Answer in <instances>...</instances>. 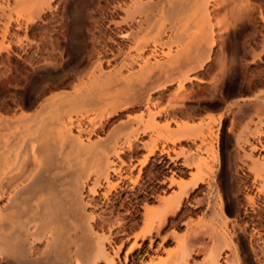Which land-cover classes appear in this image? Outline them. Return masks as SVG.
Returning <instances> with one entry per match:
<instances>
[{
    "label": "rangeland",
    "instance_id": "374dc122",
    "mask_svg": "<svg viewBox=\"0 0 264 264\" xmlns=\"http://www.w3.org/2000/svg\"><path fill=\"white\" fill-rule=\"evenodd\" d=\"M169 1L0 0V115L12 123L3 125L5 129L0 130V135L20 131L26 125L27 119L33 120L35 117L48 115V109L41 110L40 105L51 96L73 91L78 84L76 71H91L100 52L110 56L108 49L122 50L119 59L131 61L143 51L149 53V49L154 46L159 47L162 54L169 48L175 51L180 46L190 49L197 45L205 47L207 58L200 63V68L191 71L188 67L183 68V72L186 69L183 90L178 88V79L165 82L164 74L161 79L152 80L153 86L159 84L161 86L151 91L155 102L150 109L143 105H133L111 117L104 127L96 128L91 134H83L81 139L85 143L89 142V139L91 141L100 139L102 142L111 140L124 142L131 139L136 142L133 151L125 149V153L122 154V159L126 162L122 173L127 178L123 183L120 182V187L113 189L107 185L101 186L95 196L89 193L86 187L85 194L87 200L89 198L94 205L89 210L109 220L103 231L99 221L101 219H98L96 229L101 237L106 236L104 240L106 248L113 254L117 251L120 239L125 240L129 237L131 241L132 236L141 234L146 229L143 220V206L146 201L143 195L139 197L140 202L136 207L138 210L134 221L136 227H131L132 231L124 235L117 232L116 225L114 227V223L123 217V214L126 215L125 209L131 205L132 185L137 190L145 187L154 191L153 197L148 201V207L154 211L153 213H158L165 208L163 205L160 206L158 198L165 197V190L167 195L168 192L170 195L175 189L178 190L177 184L168 188L169 182L165 183V177L172 176L176 183L188 184L202 178L198 181V187L186 198L183 207L178 211V217L171 218L175 223L165 229L164 222L159 234L155 235L159 236L155 238L156 243L163 242L160 253L165 258L176 248L173 237H170L172 240L166 245L165 240L161 241L162 238L165 239V235L189 236L188 242L190 241L191 246L193 244L194 258L199 263L203 258V252L198 253V250L210 244L211 236L209 227L203 225L204 221H214L212 213L209 212V215L205 216L203 201L209 192V183L213 182L222 188L221 195L227 216L231 219L239 216L242 226L247 228L245 232L241 231L242 234L233 235L241 264H259L250 243L251 241L253 243L252 237H256L255 229L260 227L262 234L254 237L253 244L256 246V239L263 237L259 242L264 246V193L257 194L256 187L259 186L260 180L255 174L263 171V166H259V162L264 157V150L252 149L253 146L259 147L264 143V0H249L247 3L250 5V11L246 17V25L241 29L232 30L231 37L225 39L219 36L220 28L215 27L214 16H210L209 19L197 16L196 13L195 16L192 7H188L189 10L186 9L181 16H176L178 22L174 15L172 19L171 15L165 13V6L170 5ZM195 17L197 23L190 24L191 27L184 36L186 38L183 37L185 41L182 40L184 43L173 41L179 34L177 27L180 25L177 24ZM235 44L238 47L237 52L234 51ZM106 49L108 54L105 52ZM231 53L233 56L236 54L235 63L231 73L224 74L223 78L218 65L223 56L228 55L230 58ZM71 62L77 65V68L69 71L67 65ZM218 76H222L224 82L219 80ZM117 89L111 96L121 94V90ZM182 101L185 103L180 106L179 103ZM99 107L85 106L81 109L75 107V111L72 108L70 112L73 116L86 113L83 127L90 130L104 118V115L99 113L104 107H100L102 109ZM151 113L156 114L154 122ZM172 117L185 127L180 130L177 123L172 121L171 130L167 129L165 125ZM30 120L28 126L34 123ZM11 125L16 127L10 128ZM5 135L3 138L9 139L7 138L9 135ZM172 138L178 140L176 145L170 141ZM154 143H158L160 147L164 144L165 147H175L181 153L173 162L166 154L161 159L160 151L157 150L156 154L150 156L149 161L142 165L141 162L145 160L150 148L143 144ZM98 150L104 151L102 147ZM18 167L5 170L3 174L1 187L5 190L10 189L7 199L2 201L4 206L13 202L10 197L13 199L17 189L28 183L36 173L34 167L27 169L20 168L21 165ZM85 168L83 181L87 179L92 181L97 176V168L88 164ZM113 178V182H118V176L113 175ZM9 180L16 183L7 185ZM89 183L91 184L88 182L87 185H90ZM66 187L68 185L64 188ZM247 191L256 196L258 213L253 212L248 206L245 197ZM111 223L114 227L112 233L109 231ZM189 225L191 227L194 225V229L195 226H199L196 228L199 232L187 233ZM50 232L43 233L37 241L38 250L35 249L36 251L32 253L33 257L36 255L34 258L43 259L41 261L44 264L46 261L53 264L52 262L59 259L61 242L59 243L60 239H57L58 242L54 240ZM148 243L149 241L145 245ZM81 247L83 249L84 245ZM77 249L79 247L76 244L70 245V251L74 252ZM84 249L81 254L78 252V257L79 254L82 256L87 253L86 247ZM125 251L126 248L120 251L121 257ZM149 260L148 256L138 258L136 264ZM100 264L106 262L100 261Z\"/></svg>",
    "mask_w": 264,
    "mask_h": 264
},
{
    "label": "bare ground",
    "instance_id": "6f19581e",
    "mask_svg": "<svg viewBox=\"0 0 264 264\" xmlns=\"http://www.w3.org/2000/svg\"><path fill=\"white\" fill-rule=\"evenodd\" d=\"M248 1L170 0V5L165 6V13L171 15L172 18L173 15L175 17L177 15L181 16L182 13L189 10L188 7H192L194 14L196 13L197 16L207 19L210 16H214L216 18L214 25L220 28L219 36L225 39L226 37H231L232 30L241 29L246 25V17L250 11ZM141 12L138 11V13ZM176 18L178 22V17ZM189 19L177 24L180 27H177L179 32V34L176 33L178 35L177 39L173 40L176 43H184L182 40H184L183 37L186 35L189 27H191L190 24L196 21V17L195 19ZM237 48L235 44L234 51L237 52ZM149 50V53L143 51L137 58L131 61L119 59L122 56V50L115 51L108 49L110 56L103 55L100 52L92 65L93 67L91 66V71H76L78 84L75 85L73 91H66L51 96L40 105L41 110L43 108L48 109V115L45 117H35L33 120L27 119L34 122L30 126L27 125L28 121L25 118L24 121H27V123L20 131H11L10 134H7L9 136L4 134L9 139H4V135H0V264H44L41 261L43 259L34 258L36 255L33 257L32 253L38 248L37 241L46 231H51L52 238L56 241L60 239L59 243L61 242L60 244L58 243L60 248V252H58L59 259L55 262L51 261L53 264H100V261H105L106 264H136L138 263V258L142 259L146 256L150 257V260L142 264H241L238 248L233 242V235L240 234L241 231L245 232L247 228L243 227L244 225L242 226L239 216H235L233 219L227 216L221 195L222 188L213 182H208L210 184L209 192L206 195L204 194L203 200L205 203V216H208L209 212L212 213L214 221H204L203 224L205 227H209L211 230L209 234L211 236H209L210 244L204 245V247H200L198 250V253L203 252L201 262L198 263L194 258L193 252L195 250L193 249V244L191 246L190 241L188 242L189 236H178L177 234H172L173 236L165 235V239L162 238L161 241L165 240L166 245L173 237L176 241V248L169 252L166 258L160 253L163 242L156 243L155 238L159 236L155 235L159 234L164 222L165 229L168 225L175 223L174 219L172 220L171 218L178 217V211L183 207V203L187 200L186 198L189 197L193 189L198 187V181L202 178L199 180L197 178V181L188 184L176 183V179L172 176L165 177V183L169 182L168 188L177 184L178 190L175 189L170 195L169 192L167 195V191L165 190V197L161 196L158 198L159 203H161L160 206L163 205L165 207L163 211L158 212L159 214L153 213L154 211L148 207V201L153 197L154 191L145 187L137 190L132 185L130 189L132 192L131 205L129 204L130 207L125 209L126 215L123 214V217L119 216L120 218L114 223V227L116 225L117 232L122 235L132 231L130 229H133L131 227L135 226L134 224L136 223L134 221L135 214L138 212L136 207L140 202L139 197L143 195L146 201L143 206V220L146 229L143 233L132 236L131 241H129V237L125 240L120 239L117 251L113 254L112 251L110 252L106 248L104 242L106 236L101 237L96 229L97 224H99L97 223L98 219H101L99 221L101 230L103 231L106 229V223L109 224V220L101 218L100 215L97 216L92 210H89L94 205L93 202L89 201V198L88 200L86 198V187L88 192L93 196L99 193L98 188L101 186L107 185L109 188L113 187V189L120 187V182L123 183L125 178H127L122 173L123 166L126 165V162L122 159V154L125 153V149L133 151L136 142L131 139H126L124 142L112 140L102 142L100 139L95 141L89 139V142L85 143L81 139L83 134H91L96 131V128L104 127L111 117L120 114L121 111L123 112V110L133 105H143L147 109H150V106L155 102V99L151 96V91L161 86L160 84L153 86L152 80H159L164 74L165 82L178 79V88L179 90H183L186 79L184 75L186 69L183 72V68L188 67L189 71L196 70L200 66V63H203V59L207 58L205 47L199 45L193 46L191 49L186 46H180L175 51L169 48L168 51H165V54H162L161 49L157 46ZM207 52L209 53V51ZM235 53L234 56L231 53L232 56L230 54V58L227 57L228 55L223 56L220 64L218 62L219 72L223 74V78H225L224 74L231 73L235 63L234 57L237 54ZM76 68L77 65L72 62L67 65V70L69 71ZM219 72L217 73L218 75H220ZM221 77H219V80H222ZM222 82L224 81L222 80ZM116 89L118 91L121 90V94L111 96V93L114 90L116 91ZM184 103L182 101L179 105L182 106ZM85 106H90V108H95V106L97 108L98 106L104 107L103 109L99 107L102 109L99 113H101L100 115H104V118L90 130L83 127L86 113L85 115L73 116L70 112L72 108L75 111V107L81 109V107ZM155 118L156 114L151 113L153 122L156 120ZM172 121L177 123L180 130L185 127V125L179 124L172 117L165 125L167 129L171 130ZM8 124L12 123H9L8 119L0 115V130H3V125ZM12 127L16 126L11 125L10 128ZM170 141L174 145L178 142L177 139L173 138ZM143 145L150 148L144 158L145 160L141 162L142 165H145L149 161L150 156L155 155L157 150L160 151L161 159L166 154L173 162L176 161L181 153L175 147H165L166 144L162 145V147L158 143ZM99 147H102L104 151L100 152L98 150ZM253 147L252 149L260 148L264 150V143H261L259 147ZM116 159H118L120 164L116 162ZM261 160L258 162L260 163L259 166H263V168L261 167L263 171L255 173L257 174L256 178L260 180L259 186L256 187L257 194L260 195L264 193V157ZM87 164L91 165V167L92 165L95 166L98 170L97 176L92 181L89 179L83 181L82 179ZM19 165H21L20 168L23 167L24 169L34 167L36 173H34L28 183L26 182L23 187L17 189L13 199L10 197V200L13 202L11 204L9 202V205L4 206L2 201L5 198L7 199L10 189L5 190L1 187L3 184V174L5 170L8 171L15 167L19 168ZM113 175L118 176V182H113ZM7 182V185L10 186L16 183L11 180ZM88 182H91V184L87 185ZM66 185L68 187L64 188ZM92 195L90 198H92ZM105 196L108 199V194ZM245 197L248 206L251 207L253 212H257L256 196L249 194L247 191ZM246 210L248 211V209ZM192 222H188V224ZM245 224L247 225L248 223ZM112 226L111 223V227L109 228L110 233L114 231L112 230L114 229ZM192 226L189 225L187 233L199 232L197 230L199 226H195L197 229H194V225ZM259 228L255 229L256 237L262 234ZM254 237H252L253 243L256 238ZM262 238L256 239V246H254L252 241L250 243L252 252L259 264H263L264 262V259H262L264 256V246L259 242ZM147 241L149 243L145 245ZM71 244H76L79 249L74 252L70 251ZM81 245H84L86 251L88 250L89 253L87 251L85 255L80 256L81 252L85 250L84 247L82 249ZM125 248L124 256L121 257L120 251ZM78 252L80 253V258L78 257ZM46 262L45 264H48ZM49 264H51L50 261Z\"/></svg>",
    "mask_w": 264,
    "mask_h": 264
}]
</instances>
